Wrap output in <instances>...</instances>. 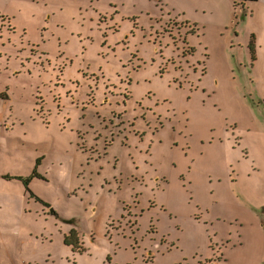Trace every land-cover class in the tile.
Wrapping results in <instances>:
<instances>
[{
	"label": "rangeland",
	"instance_id": "374dc122",
	"mask_svg": "<svg viewBox=\"0 0 264 264\" xmlns=\"http://www.w3.org/2000/svg\"><path fill=\"white\" fill-rule=\"evenodd\" d=\"M245 7L0 0V264H264V0ZM35 171L50 207L4 178Z\"/></svg>",
	"mask_w": 264,
	"mask_h": 264
},
{
	"label": "trees",
	"instance_id": "16d2710c",
	"mask_svg": "<svg viewBox=\"0 0 264 264\" xmlns=\"http://www.w3.org/2000/svg\"><path fill=\"white\" fill-rule=\"evenodd\" d=\"M251 1H256V0H236V4L238 5V6H241V8L243 9V10H247L246 9V5H247V3H249V2H251ZM247 15V14H246ZM5 96V94H0V98H3ZM36 176H39V174H38V172L37 171H35L31 176H29V177H22V176H15V177H12V176H10V175H6V176H4V178L5 179H7V180H17V181H19V182H21L22 183V185L24 186V189H25V191L27 192V193H29V195H30V197L31 198H34V199H36L37 201H39V202H42L45 206H47V207H50V205L49 204H47V203H45L43 200H41L35 193H34V191L32 190V188L30 187V185H29V183L31 182V180H32V178L33 177H36ZM71 245V244H70ZM73 246V245H72ZM73 248H74V246H73ZM76 249H78V248H76ZM75 248H74V250H76ZM80 253H81V251H79Z\"/></svg>",
	"mask_w": 264,
	"mask_h": 264
},
{
	"label": "built area",
	"instance_id": "2783aa9c",
	"mask_svg": "<svg viewBox=\"0 0 264 264\" xmlns=\"http://www.w3.org/2000/svg\"><path fill=\"white\" fill-rule=\"evenodd\" d=\"M19 264H30V261L26 259L25 257H23L21 261L19 262Z\"/></svg>",
	"mask_w": 264,
	"mask_h": 264
},
{
	"label": "water",
	"instance_id": "95a60500",
	"mask_svg": "<svg viewBox=\"0 0 264 264\" xmlns=\"http://www.w3.org/2000/svg\"><path fill=\"white\" fill-rule=\"evenodd\" d=\"M51 214H52V215H57V217H58V216L60 217V215H58V213L55 211L54 208H51Z\"/></svg>",
	"mask_w": 264,
	"mask_h": 264
},
{
	"label": "flooded vegetation",
	"instance_id": "af4514ba",
	"mask_svg": "<svg viewBox=\"0 0 264 264\" xmlns=\"http://www.w3.org/2000/svg\"><path fill=\"white\" fill-rule=\"evenodd\" d=\"M122 113L124 114V111H122ZM123 122V121H122ZM78 246L80 247V243L78 244Z\"/></svg>",
	"mask_w": 264,
	"mask_h": 264
},
{
	"label": "crops",
	"instance_id": "0c3cea01",
	"mask_svg": "<svg viewBox=\"0 0 264 264\" xmlns=\"http://www.w3.org/2000/svg\"><path fill=\"white\" fill-rule=\"evenodd\" d=\"M79 231H81V230H79Z\"/></svg>",
	"mask_w": 264,
	"mask_h": 264
}]
</instances>
